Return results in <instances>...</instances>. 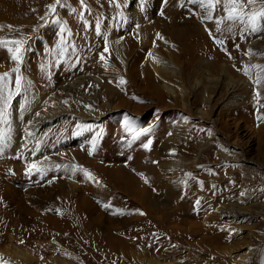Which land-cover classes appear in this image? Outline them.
<instances>
[{"label":"rangeland","instance_id":"374dc122","mask_svg":"<svg viewBox=\"0 0 264 264\" xmlns=\"http://www.w3.org/2000/svg\"><path fill=\"white\" fill-rule=\"evenodd\" d=\"M98 1L0 0V162L8 157L17 167L16 173L0 176V264H261L264 132L249 121L225 117L228 101L222 92L202 117L199 91H191L187 106L171 97L165 104L141 78L133 83L124 76V94L111 100L112 107L98 98L93 104V111L105 109L101 117L75 111L60 119L68 125L41 131V145L32 149H45L51 167L36 174L32 168L22 171L19 155L4 153L15 101L29 87L45 95L54 78L72 76L89 56L98 35L91 34L93 27L124 25L130 18L124 11L139 0ZM247 18L248 13L233 21ZM75 27L80 30L71 33ZM183 29L184 37L192 35L188 23ZM68 38L83 41L77 51H65ZM170 127L181 131L177 140L169 137ZM165 142L177 145L186 161L180 170L166 161ZM68 150L73 158L67 159ZM243 154L249 160L241 159ZM57 158L60 163L52 164ZM192 191L219 198L215 205L207 198L192 206Z\"/></svg>","mask_w":264,"mask_h":264},{"label":"bare ground","instance_id":"6f19581e","mask_svg":"<svg viewBox=\"0 0 264 264\" xmlns=\"http://www.w3.org/2000/svg\"><path fill=\"white\" fill-rule=\"evenodd\" d=\"M139 1L134 3L130 11H124L130 17L124 25L112 29L111 26H98L100 23H97L93 31L91 28V34L96 32L98 35L93 45H90L87 52L89 56L86 55L85 61L75 62L78 63V68L72 72V76L65 80L58 76L54 78L53 90L45 95H39L35 88L29 87L15 101L13 113L11 111V123L9 121L7 124L4 153L13 151L15 156L18 154L19 168L22 171L32 168L31 173L34 171L36 174L51 167L45 157V149H32L39 143L41 131L57 128L58 124H67L60 119L64 116H67L65 119L72 117L71 114L75 111L84 118L101 117L106 112L105 109L93 111V104L98 98L109 106L112 99L117 100L120 93L124 94L121 91V85L127 81L124 76H129L133 83L136 78H141L151 95L163 100V103L171 97L182 100L187 106L191 91H199L204 98V106L197 108L202 117L209 115L206 107L222 92L228 101L224 110L225 117L234 116L243 122L249 121L259 132H264V22L250 24L248 18L241 22L228 19L229 12L225 11L226 0L214 3V7H209V0ZM245 8L248 15L252 12L259 13L264 9V0H256L255 4L245 5ZM152 13L159 15L152 19ZM184 23L189 24L192 35L184 37ZM241 24L244 25L243 28H239ZM73 25L75 24L71 23V27ZM253 28L257 30L253 31ZM70 30L73 33L80 30V27ZM175 34L179 37H175ZM182 34L183 37L180 36ZM90 41L87 40L88 43ZM82 42L78 44L74 38H68L64 40L63 47L77 51ZM125 70L129 73L124 74ZM119 76L123 79H119ZM128 85L129 90L132 84ZM210 120L213 124L218 123V119ZM168 130L169 137L175 140L180 137L181 131L178 128L170 127ZM167 142L163 143L166 161L171 168L180 170L186 161L179 156L177 145L171 147ZM66 157L73 158L74 153L68 150ZM240 158L249 160L244 154ZM11 160L6 157L0 162V176L16 173L17 167L12 165ZM60 160L57 158L52 164L60 163ZM10 165L14 170L9 169L7 172ZM25 174L26 178L29 174ZM192 192L194 195L188 193V201L190 200L192 206V202L203 203L207 198L215 205L219 198L215 194L210 195V192L205 196L202 193L204 191ZM261 261L264 264V255Z\"/></svg>","mask_w":264,"mask_h":264},{"label":"snow or ice","instance_id":"6c2138e0","mask_svg":"<svg viewBox=\"0 0 264 264\" xmlns=\"http://www.w3.org/2000/svg\"><path fill=\"white\" fill-rule=\"evenodd\" d=\"M60 2L61 0H57V4H59ZM219 2H221V0H214V2L213 0H209V7H214V3H219ZM255 3L256 0H226L225 11L229 12L228 19H237V18L243 19L244 15H247V13L244 12L245 5H253ZM53 10H55L54 6H53ZM257 21L264 22V9H261L259 13L252 12L250 15H248V22L250 24L256 23ZM252 30L256 31L257 29L253 28ZM0 46H3V44L0 43ZM9 51H11V49H9ZM105 51H107V49H105ZM101 58L103 59V56H101ZM12 59L19 62L21 57H19L18 55H13ZM6 75L7 74H5V76ZM3 79H4L3 77H0V81H2ZM15 83H16L17 91H19L20 88L19 77L16 78ZM121 83H123V81H121ZM8 99H11V97H9ZM149 143H151V141H149ZM145 147H147V145H145ZM197 203H199V201H197Z\"/></svg>","mask_w":264,"mask_h":264}]
</instances>
